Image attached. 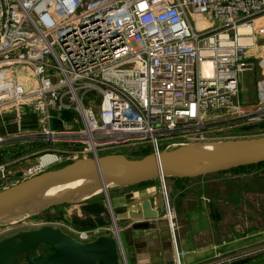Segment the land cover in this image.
Instances as JSON below:
<instances>
[{"label":"built area","instance_id":"obj_1","mask_svg":"<svg viewBox=\"0 0 264 264\" xmlns=\"http://www.w3.org/2000/svg\"><path fill=\"white\" fill-rule=\"evenodd\" d=\"M243 36L251 41L242 43ZM260 40L264 0H0V112L20 122L31 111L41 141L65 143L45 149L24 176L63 157L98 158L130 148L159 155L262 120L264 100L247 106L240 96L242 74L256 68L247 49ZM0 172L4 181L13 175L4 167ZM51 226L83 243L106 235ZM114 237L129 264L123 240ZM261 252L264 246L218 255L215 264Z\"/></svg>","mask_w":264,"mask_h":264},{"label":"rangeland","instance_id":"obj_2","mask_svg":"<svg viewBox=\"0 0 264 264\" xmlns=\"http://www.w3.org/2000/svg\"><path fill=\"white\" fill-rule=\"evenodd\" d=\"M246 54L247 57L256 62V68L253 71H246L242 74L240 96L244 102L257 105L260 101L264 100V40L256 41L253 47L247 49ZM247 125V129H244V131L242 128L237 127H232L227 130H217V132L212 133L213 135L208 136L211 140L209 142L215 143L218 142L216 140H222L232 136H237V139H241L244 138L243 136L245 134L252 137L264 135V118L254 124ZM37 132L33 133L34 136L38 137L37 142L34 141V143L22 134H17L15 138L8 137L7 139L0 136L2 138V142H0V169L4 167L11 174L20 170L28 171L30 167L36 165L39 157L45 153V149H51V147L53 149H59V145H65V143L58 142L56 144L52 143L53 145L42 142L41 139L43 138ZM145 151H147L145 148H130L124 154L130 158H141L144 156ZM30 154L32 155L28 156ZM73 160L75 159L69 160L63 157L60 162H57L50 168L60 167ZM1 176L0 172V178ZM18 181L19 179L17 177L7 176V179L4 181V186H11ZM159 181L162 189L164 185L163 180ZM172 183H174L172 179L168 178L165 180L173 215L175 238L178 250L181 252V264H184L183 251L181 250V236L184 234L188 237L187 234H190L191 229V222L186 212L195 211L198 202L205 205L209 218L212 216L211 231L213 232L214 246L218 247L216 251L220 250L224 246L225 241L227 242L228 240L230 243L235 241V245H231L230 247H240V250L243 252L251 251L257 246H264V164L251 166L239 171H227L200 178H192L184 184L173 185ZM125 186L127 187L128 185H118L115 188H111L107 194L102 192L80 201L101 199L108 207L111 200V190ZM74 203L77 202L75 201ZM69 204L63 203L55 207H49L15 224L0 225V240L20 231L54 225L55 222L59 224L63 223L71 229H78L71 226L69 222L57 217L56 211L65 208ZM53 209L55 213L52 212ZM161 219H163L162 225L165 228L167 226L172 251V262L173 264H179L174 246L173 233L168 222L165 207ZM164 219L167 221V224ZM114 222L109 220L108 224L92 229L105 230L103 232L106 235L116 236V227L120 230L121 235L123 230L122 226ZM196 237L200 244H204L207 232L198 231ZM49 253L48 246H41L33 252V255H47ZM225 253L222 251L219 255L224 256L223 254ZM17 264L28 263L24 257H19Z\"/></svg>","mask_w":264,"mask_h":264},{"label":"water","instance_id":"obj_3","mask_svg":"<svg viewBox=\"0 0 264 264\" xmlns=\"http://www.w3.org/2000/svg\"><path fill=\"white\" fill-rule=\"evenodd\" d=\"M219 141L224 145L210 154L195 153L181 147L141 158L108 153L98 158H78L31 177H25L23 171H19L10 176L19 179L11 186L5 187L4 179L0 178V212L49 188L74 180L126 179L128 184L121 185H135L168 178H199L264 163V135ZM63 203L66 202H55L50 207ZM128 217L132 221L138 220L132 225L136 243L144 242L145 231L155 228L151 220L158 219L162 224L161 213L154 211L149 204H143ZM41 246H48L50 253L33 255ZM19 257H24L28 264H123L116 237L101 235L83 243L51 225L20 231L0 240V264H17Z\"/></svg>","mask_w":264,"mask_h":264},{"label":"crops","instance_id":"obj_4","mask_svg":"<svg viewBox=\"0 0 264 264\" xmlns=\"http://www.w3.org/2000/svg\"><path fill=\"white\" fill-rule=\"evenodd\" d=\"M242 102L247 106L254 105L243 100ZM40 130L39 118L31 111H27L20 122L16 120L14 113L0 112V136L5 139L8 137L15 138L17 134H22L30 139L29 136L32 133ZM169 179H172L173 185L184 184L189 180L181 178ZM110 194L111 200L108 207L101 199H91L77 203L71 201L68 202L70 204L65 208L56 211L57 217L69 222L71 226L78 229H92L108 224L109 220L115 221L123 229L121 238L125 245L129 264H173L167 226L165 228V226L159 224L158 219L151 220L155 223V228L145 231L144 242L136 243L135 236L132 234L134 233L132 225L138 220L132 221L128 217L133 211L142 207L143 204H149L154 211L160 212L161 217L163 216L165 205L160 181L155 180L151 183H140L112 189ZM197 204L195 211L186 212L191 222V229L190 234H187L188 237L184 234L181 236L184 264H215L216 257L222 251L226 252L223 254L224 256H233L241 252L240 247H230L235 245V241L230 243L229 240L225 241L224 246L222 245L223 247L216 251L218 247L214 246V237L211 231L212 216L209 218L203 203L198 202ZM52 212L55 213L54 210ZM160 220L163 219L160 218ZM198 231L207 232L204 244H200L197 241L196 235ZM237 243L239 242L237 241ZM223 264H264V252L250 256L247 260L242 259L241 261Z\"/></svg>","mask_w":264,"mask_h":264},{"label":"bare ground","instance_id":"obj_5","mask_svg":"<svg viewBox=\"0 0 264 264\" xmlns=\"http://www.w3.org/2000/svg\"><path fill=\"white\" fill-rule=\"evenodd\" d=\"M242 32L247 33L250 31L249 28L243 27ZM242 43H248L251 41L249 37H241ZM208 65V64H207ZM206 69L208 71V66ZM211 141V140H210ZM224 144L222 141L209 142V141H192L189 143L181 144L178 147L186 148V150L201 153L210 154L216 151L219 147ZM177 148V147H176ZM128 180H108L103 181L102 179H81L74 180L62 185H58L47 189L45 192L38 194L26 201L18 203L13 206H9L0 212V225L15 224L29 216L40 213L48 209L55 202H71L84 200L90 196L97 195L99 193L107 194L111 188H114L121 184H128ZM124 186V185H123ZM9 227V226H8ZM116 235H120V231L116 228Z\"/></svg>","mask_w":264,"mask_h":264},{"label":"trees","instance_id":"obj_6","mask_svg":"<svg viewBox=\"0 0 264 264\" xmlns=\"http://www.w3.org/2000/svg\"><path fill=\"white\" fill-rule=\"evenodd\" d=\"M242 129H243V130H244V129H247V127H242ZM148 154H150V151H149V150L145 151L144 156H146V155H148ZM260 164H264V163H260ZM257 165H259V164H257ZM252 166H255V165H252ZM248 167H251V166L240 167V168L233 169V170H231V171H239V170H242V169H246V168H248ZM226 172H227V171H226ZM152 181H155V180H152ZM152 181H148V182H145V183H151Z\"/></svg>","mask_w":264,"mask_h":264}]
</instances>
